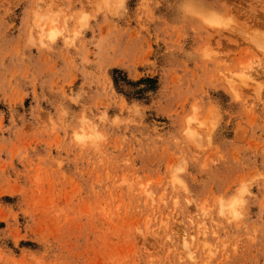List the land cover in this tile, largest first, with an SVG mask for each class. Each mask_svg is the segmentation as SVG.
<instances>
[{"label": "rangeland", "instance_id": "rangeland-1", "mask_svg": "<svg viewBox=\"0 0 264 264\" xmlns=\"http://www.w3.org/2000/svg\"><path fill=\"white\" fill-rule=\"evenodd\" d=\"M0 264H264V0H0Z\"/></svg>", "mask_w": 264, "mask_h": 264}, {"label": "bare ground", "instance_id": "bare-ground-1", "mask_svg": "<svg viewBox=\"0 0 264 264\" xmlns=\"http://www.w3.org/2000/svg\"><path fill=\"white\" fill-rule=\"evenodd\" d=\"M244 73V72H243ZM247 75V74H246Z\"/></svg>", "mask_w": 264, "mask_h": 264}]
</instances>
